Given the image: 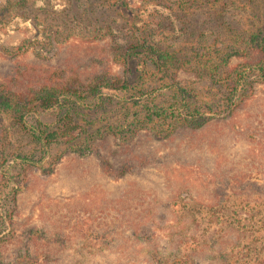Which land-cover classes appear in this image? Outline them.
Wrapping results in <instances>:
<instances>
[{"label": "rangeland", "instance_id": "obj_1", "mask_svg": "<svg viewBox=\"0 0 264 264\" xmlns=\"http://www.w3.org/2000/svg\"><path fill=\"white\" fill-rule=\"evenodd\" d=\"M7 1L0 0V5ZM10 1L24 4L9 11L0 21V64L22 66L43 62L53 70L67 66L70 71L82 73L89 69L99 71L100 61L105 59L104 64L111 72L121 73L123 66L110 63L111 56L118 49L134 47L135 39L144 31L153 33L159 47L177 50L183 56L193 49L204 52L222 47L218 24L221 26L219 21L223 19L213 13L222 4L216 0H211L210 7H205L202 0H190L194 7L186 4V7L178 5L176 9L173 5L177 0ZM240 1L228 0L225 9V23L233 34L243 29L241 24L248 26L244 24L248 11L238 3ZM125 3L127 8L112 11L115 4ZM21 46L24 49L18 50ZM95 56L101 58L100 61ZM138 58L125 67L129 70L126 72L128 82L135 81L143 70L138 66ZM83 67L85 69H81ZM178 76L191 83L199 96L210 94L206 82L195 78L192 73L182 72ZM215 92L218 98L220 94L217 90ZM116 102V106L112 104L106 109L108 124L123 115L124 109L120 108L117 99ZM99 114L100 110L86 118L97 119ZM32 118L53 124L58 113L56 110L39 112L27 120L32 122ZM178 137L163 144L148 137L140 138L137 151L147 156L144 168L121 180H112V175L103 171L108 165L120 164L119 159L110 153V142L96 141L92 148L88 145L90 143H82L78 148L83 151L78 155H65L67 151L58 146L51 148L43 160L36 155L34 163L20 164L19 159H1L0 171L5 169L10 177L0 182V209L6 215L12 214L17 218L14 222L24 226H9L0 221V261L17 257L23 247L21 243L27 242L30 236L23 229L35 225L68 237L66 248L51 254L47 264H77L78 259L81 264H146V252L138 241L131 243L122 234H110L109 230L121 220L118 212L113 210V204L119 202L115 206L126 208L127 213L140 212L143 208L133 197L136 192L146 195L147 200L155 196L159 204L178 192L181 197L187 193L194 200L213 202V194L223 187L219 181L233 172L245 179L261 178L264 183V86H259L254 98L226 123L219 121L205 131L185 132ZM17 138L15 143L21 148L33 147L28 139ZM16 161L19 165L15 164ZM14 196L15 201H12ZM163 207L166 206L161 205L158 210ZM261 209L253 212V232L250 231V238L258 240L247 241L243 236L226 249L206 245L207 239L200 264H224L236 246L235 249L242 254L247 246L251 248L247 256L250 264H264V239L254 233L261 229L260 234H264V209ZM251 214L242 211L237 217L249 219ZM169 219L166 226L170 230H194V218H191L193 223L187 220L184 224L173 217ZM236 225L229 224L234 234H241ZM219 228L213 225L208 236ZM95 232L102 235L95 236ZM121 242L124 249H118L115 244L110 246V243ZM236 258L240 257L237 255Z\"/></svg>", "mask_w": 264, "mask_h": 264}, {"label": "trees", "instance_id": "obj_2", "mask_svg": "<svg viewBox=\"0 0 264 264\" xmlns=\"http://www.w3.org/2000/svg\"><path fill=\"white\" fill-rule=\"evenodd\" d=\"M202 1L205 7H210L212 2ZM216 1L222 4L213 12L220 15L218 19H223L219 21L221 26L218 24L221 48L206 49L204 52L193 49L183 56L177 50L159 47L153 33L144 31L135 39L134 47L118 49L111 56L110 63L123 66L121 73L111 72L104 64L105 59L100 61L98 56H95L100 61L97 72L91 69L82 73L70 71L67 66L53 70L52 66L43 62L22 66L0 64V161L19 159L20 164L34 163L36 155L43 160L51 148L58 146L67 151L65 155H78L83 151L78 148L82 143H90L88 145L92 148L96 141L110 142V153L119 159L120 164L108 165L103 171L112 175V180H121L144 168L147 156L137 151L140 138L148 137L155 143L163 144L185 132L198 133L219 121L226 123L254 98L259 86H264V1L238 2L248 11L244 19V24L248 26L241 24L243 29L234 34L229 32L230 27L225 23L228 0ZM191 2L177 0L173 7H186V4L194 7ZM23 4L10 0L1 4L0 21L9 11L23 7ZM123 7L128 6L126 3L115 4L112 11L117 12ZM136 57H139L138 66L143 70L135 81L128 82L129 70L125 67ZM182 72H190L195 78L204 80L210 94L199 96L191 83L179 79L178 75ZM215 90L220 94L218 98L215 97ZM115 99L124 112L108 124L106 109L112 104L117 105ZM49 110L58 113V119L53 124L43 123L39 118H32V122L27 120L31 115ZM99 110L101 114L97 119L86 118ZM15 135L31 141L34 148H21L15 143L18 141ZM40 172L44 174V170ZM224 174L227 175L226 172ZM235 175L233 172L219 181L223 187L213 194V202L194 200L187 193L183 195L186 198L181 197V192H178L159 204L155 196L147 200L146 195L136 192L133 197L139 200L143 209L134 214L127 213L126 208L115 206L119 204L115 202L113 210L118 212L121 220L109 230L110 234H122L131 243L138 241L146 252V264H200L207 239L206 245L226 249L243 236L247 241L251 239L254 242L257 238H250L254 225L253 212L264 209V183L261 178L251 180ZM5 177L10 175L4 169L0 171V182L5 181ZM12 201H15V196ZM161 205L166 207L158 210ZM242 211L246 215L252 212L250 218L240 220L237 216ZM172 217L183 224L187 220L193 223L191 218H194V230H170L166 224ZM14 219L17 218L12 214L6 215L0 209V221L23 228L24 225L14 222ZM229 224H237L241 234H234ZM213 225L220 228L208 236ZM260 230L254 233L264 239ZM23 231L30 236L27 242L21 243L23 247L17 257L2 260L0 264H47L51 254L67 246L68 237L52 233L45 227L28 225ZM98 235L102 234L95 232V236ZM111 244L124 249L123 242ZM235 248L229 252V259L224 264H250L247 256L251 248L247 246L245 254ZM237 255L240 258H236ZM76 263L82 262L78 259Z\"/></svg>", "mask_w": 264, "mask_h": 264}]
</instances>
